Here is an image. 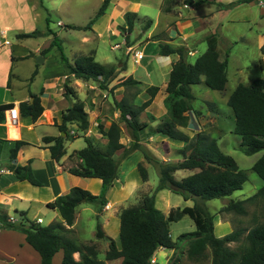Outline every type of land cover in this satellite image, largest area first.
<instances>
[{
    "label": "trees",
    "instance_id": "obj_1",
    "mask_svg": "<svg viewBox=\"0 0 264 264\" xmlns=\"http://www.w3.org/2000/svg\"><path fill=\"white\" fill-rule=\"evenodd\" d=\"M192 0H188L190 4ZM251 0H239L228 7L236 6L238 3H249ZM109 0H104L94 18L84 28L67 25L69 29L89 30L90 25L101 16ZM203 3L196 1L195 5ZM176 0H164L163 13H170ZM125 28L123 32L132 33L134 23L137 19L135 13H126ZM48 22V19H47ZM152 20H147L142 27L143 31L149 29ZM53 36L50 46L57 45V35ZM31 35H18L17 38H30ZM160 36L152 39H159ZM206 51L193 63L187 61V52L183 47L173 48L169 44H159V54L167 56L177 54L179 60L172 65L169 79L165 87V98L163 106L167 113V120L158 123L154 128L150 127L149 135H164L173 141L182 143L177 149L181 160L175 163L163 162L152 158L147 150L142 149L139 131L148 128L146 123L137 120L140 112L146 110L153 102L159 92L158 87H148L145 90L147 100L139 107L126 103L125 100L115 102L119 112L120 123L125 125L131 135L132 143L125 147L120 142V123L111 122L108 126H99V133L107 140L103 151L93 146L86 139V146L80 150L73 151L69 159L74 162L73 167L67 168V172L81 177L93 178L101 181V190L98 195H93L80 188H72L68 194L57 197L47 204V208L57 209L62 222H54L50 225L41 226L37 222L27 220L19 232L25 235L26 243L35 250L41 259V264H52L53 256L62 252V264H104L98 259L95 245H78L72 241L67 234V227H72L76 218V209L82 200L96 207V219L99 220L102 209L107 205L106 194L117 179L119 164L132 152L140 151L145 160L154 163L158 167V183L151 195H144L138 205L124 208L120 211L118 218L119 245L114 240L105 237L100 223L96 225V238H106L108 250L104 256L105 261L120 260V264H152L151 260L158 249L178 251L183 249L190 260L207 258L210 253L209 264H264V223L258 224L249 230L245 236L247 245L241 251H234L228 246L230 243L239 241L242 232L233 231L223 237L214 235V215L205 207L204 202L230 197L234 192L240 191L247 181V175L241 170L234 159L225 154L219 148L217 140L203 134L194 137L185 135L179 128H186L188 124L187 113L194 111L192 102L195 97L191 87L202 82L210 90L222 92L225 90L227 79L228 53L224 55L217 46L216 35L210 34L205 37ZM57 47V46H56ZM62 55V49L57 47ZM49 49L42 52L45 53ZM264 52V46L261 47ZM62 63L69 69V77L63 84V97L76 100L68 107L61 117L60 124L56 125L59 133L65 136L43 137L42 142L46 145L50 159L60 163L65 156L64 143L73 139L69 136L68 126L75 125L78 132H85L89 127L88 114L84 104L77 100V94L70 87L71 78L82 82L93 81L100 89H106L104 83L114 79L115 69L113 66L103 65L94 60L93 55L76 58L72 64L62 55ZM264 68V65H261ZM36 75H31V80ZM128 84H138L132 79L126 81ZM103 85V87H102ZM115 88V87H114ZM113 88V89H114ZM234 117L232 134L240 137V147L246 156L261 153V156L252 165L251 170L264 182V79H255L247 85L238 84L227 100ZM13 104L0 106V124L4 122V111L13 108ZM21 117H30L36 121L43 108L40 100L33 95L31 103L19 104ZM148 118H153L147 114ZM9 143L1 141L0 144ZM6 168L12 172L13 180L16 182L26 181L33 186H41V183L33 176L30 164L16 165L18 151L25 145L24 141H11ZM118 152H121L117 156ZM118 158H117V157ZM137 171L143 182L148 181V171L142 163L137 164ZM178 171H189L190 175L175 179ZM169 190L173 194L181 196L185 201L192 200V207L183 209H172L164 215L155 207L154 196L157 192ZM264 201V186H262L252 197L245 201H229L222 211H233L238 214H246L243 204L256 199ZM264 212V210H262ZM22 217L26 213L19 212ZM184 216H188L195 224V231L180 235L175 241L170 236L169 225L177 222ZM0 225L4 229L16 228L15 222L0 213ZM79 254V260L73 258Z\"/></svg>",
    "mask_w": 264,
    "mask_h": 264
},
{
    "label": "rangeland",
    "instance_id": "obj_2",
    "mask_svg": "<svg viewBox=\"0 0 264 264\" xmlns=\"http://www.w3.org/2000/svg\"><path fill=\"white\" fill-rule=\"evenodd\" d=\"M176 1L178 7H176V9H178L176 15L177 17H184L186 6H184L183 4L185 1ZM102 2L103 0H30V5L27 3L28 14L26 15V18L24 17V32H30L31 30L33 31V29H38V31L29 34L31 35V38H33V40L24 39L23 41H20L21 39H18L13 34H9L7 36V40L11 43V46L2 47V52L0 51V81L4 78L5 74H9L10 69L13 74L19 76L21 79H26L30 76V65L31 63H33V61H21L16 64V67L14 65L13 68H10L12 63L10 61V55L8 52L11 51V48H13L16 55H23L28 50H32V48H34L37 43L44 46L51 43L52 37L48 36L47 30H44V28H48L49 30L53 31L58 38L57 45L50 47V49L52 48L50 51L48 50L46 53H43V57H47L48 62L39 65V69L41 72H44L45 74L58 72V69L62 65L60 64L62 62V55L69 64H72V61L74 59L79 58L83 54H85L87 52V48L90 45L87 42H96L97 36L91 35L90 31L81 33L77 30H68L67 28L61 27L64 24H62L61 26H57L56 23L60 20L62 22L73 24L79 27L85 26L89 19L93 17V14L98 11L97 9L100 8ZM159 2L160 0H124L123 3L125 6L139 4V13L142 16H147L153 20L156 17V14L159 12ZM222 2L224 3V6H222L223 11L212 13V15L207 20V25L206 22H203V25L198 29V32L205 33L206 31L211 30L212 34L216 35V38H218L217 42L220 50L224 52V55L228 53V82L226 84L224 93L210 90L205 86L203 82L199 85L191 87V92L195 97L194 101L192 102V107L195 110L194 115L197 120L202 122L204 130H200L198 132L192 131V134L186 131V134H184L189 135L190 137H194L196 134H203L209 138L217 139V144L221 151L231 156L236 162L237 166L241 170H244L247 175V181L244 183L240 191L234 192L230 197L227 198L215 199L202 203L205 205L206 209L214 215V235L216 237H223L233 231L240 230L242 232V235L238 242L230 243L228 245L230 249L234 251H241L247 245L245 239L247 232L258 224L264 223V212H262V210H264V201L259 198L243 204L246 210V214L244 215L238 214L233 211L225 212L222 211V209L228 204L229 201H245L248 198L252 197L262 186H264V182H262V180L258 178L257 175L251 170L252 165L261 156V153H257L252 156H246L242 152L240 147V137L231 133V129L234 125V117L230 108L227 106L226 94L231 93L238 84L246 85L255 79H264V68H262L261 66L264 65V52H262L260 49L261 44L259 45V43L264 40V7H262L264 5H260L259 3H264V0H251L249 3H238L236 6L232 7L228 6L237 2V0H222ZM209 8L211 9V7L208 6L202 7L200 9L194 10V13L203 15V13L208 11ZM45 18L48 19V22L45 21ZM146 21L147 18L142 19L141 25H145ZM219 24H221L222 26L215 30ZM161 27H163V20L159 21L158 26L155 30H159L161 29ZM141 29L142 26L140 28L139 23H136L135 31H133V33L131 34V38L134 39V42H136V40L138 39L136 37H138ZM118 32L123 35L121 30ZM83 35L84 39L86 38L90 40H84L85 42H83ZM108 44H113V38H107L105 44L100 43L99 48L101 56L105 57L107 63H109L110 61L114 62L116 56L117 59L121 60L122 64L119 67L116 64L112 65L115 69V75L113 80L104 83L106 89H100L97 83H95L97 85V88L102 91L101 93H99L100 100H98L96 109H92L93 111L95 110L94 113L90 114L91 120L97 118L92 125V128H94L96 132L92 133L89 129L84 132V134L92 137L94 147L101 151L105 149L107 140L99 133L98 127L108 126V124H111V122L120 123L119 112L115 106V102L125 100L127 104L134 107H139L145 100H147L145 90L148 87H146L140 81H137V79L133 78L132 76L126 77L127 74H131V66L136 67L134 71H136L138 75L144 76L147 75V72L150 75L152 74V79L154 78V76H156L157 71H159L158 64L155 62V56H152L151 54V47L147 46L143 48V45L135 46L133 52L130 48H128V56H124V58H122L121 54L123 55L124 51L121 49L120 51L112 52L110 49H108ZM56 46H60V48L62 49V55L60 54V51ZM136 49L142 51L144 57L143 60L134 65L135 63L132 61V57ZM32 54L33 53L29 54V56L31 57ZM106 56L108 57V59H106ZM100 60L102 59H99V61ZM193 62H191L190 60V63ZM127 64L129 67L127 66ZM152 68L153 70L151 71ZM156 68H158V70ZM120 75L124 77L120 79ZM70 78L71 82L69 85L72 90H74L72 85L73 78L71 76ZM128 79H132L138 84H128L126 82ZM38 81L39 83H41V78H38ZM18 91L22 90L18 89ZM75 94H77L76 91ZM69 100H72V98H70ZM78 101L80 102V100ZM157 102L158 104H155V106L151 110L153 114H159L161 101L158 100ZM92 104L94 105V103ZM216 107L220 109V114L216 119H214L213 121H207V119H203L201 117V113L204 110L205 112H207V114L208 112L210 113L208 119L213 118L214 116L212 114H215L217 112ZM147 110L148 108L139 113L137 117V120L139 122L147 124V122L151 121V119L147 118L146 116ZM115 113H117L118 116H116ZM97 121L99 122L97 123ZM95 124L96 127H94ZM120 127L122 131L120 142L125 147H129L132 143L130 132L128 131L126 126L121 123ZM68 129V133L70 134L71 138L80 135L76 131H74V133L72 134L71 130L74 129ZM149 130L150 128H145L138 132L142 149L147 150L152 158L158 159L159 161L175 163L181 160L180 156L177 154L178 148L173 146V144L168 143V146V144L166 143L150 140L151 135H149ZM97 135L101 136L102 139ZM86 139L87 138L84 137V141H75V143L73 144V148H84V146H86V144L84 143ZM103 139L105 141H103ZM66 146L70 151V143H66ZM150 146L159 148L161 150L160 156H155V154L148 149V147ZM165 148L168 149V154L165 153ZM120 153L121 152H118L117 156L120 155ZM124 160L120 162L119 166L123 165ZM130 161L131 164H133L135 162V157ZM139 163H142L145 168L147 167L146 164H148V181L144 183L143 186L134 187L130 191L129 196L124 201L113 204L110 209L107 207V200V205L102 209L98 221L96 219L97 209L95 207V211L93 210V214H95V220L93 224L97 225L99 222L101 226L100 218L102 216L106 215L109 218L113 219L114 217L119 215L122 209L138 205L144 195H151L154 193V189L157 186L159 178L158 167L154 163L147 162L145 158L144 161H141ZM64 164L66 169L75 166L74 162L71 161L69 157ZM131 164L127 163L126 167H131ZM190 174L191 172L189 171H178L174 176L176 180H180L181 178L186 177ZM154 202L155 207L164 215H167L172 209H183L187 206L192 207L194 205V201H185L181 196L173 194L169 190L157 192L154 196ZM77 208L78 209H76V211L79 210L81 213V230L77 235H72V230H70L67 236L78 245H95L97 249L98 259L106 262L104 260V256L108 248L104 249L105 244L103 242H106L107 239L96 238V225L91 228V223L87 218L90 217L91 214L87 211H81L83 209H92V205L87 203H80ZM45 212H48L47 208L41 209L40 212H38L37 208H35L32 204V207L29 210V215L27 217H22L19 212L11 211L9 213V215L11 216L10 221H16V228L8 229L17 234L16 243L13 245V243L15 242V238L11 237V240H8L7 243L3 242L6 246H1L0 251L2 253L4 252V250H8V252L11 251V254L9 255V257L11 258L10 262H12L11 264H25L24 261H27V254L19 248V241L21 237L18 238V236L24 235L23 233L19 232V229L22 225H26V221L30 218H33V216H41V214ZM43 218L45 219V216ZM45 222L39 224L41 226H46ZM101 229L104 232L105 237L112 239L106 236L105 230L102 226ZM169 229L172 240L175 241L182 234L194 232L195 224L188 216H184L179 221L170 223ZM165 250H167V252L169 253L167 262H165L164 258L162 257L163 253L160 252V254L157 256V264L210 263L209 251L206 253L207 258L205 257L196 261L188 259L186 251L184 249L183 251H174L168 249ZM164 253L167 254L166 252ZM0 264H2L1 260ZM107 264H114V260L107 261Z\"/></svg>",
    "mask_w": 264,
    "mask_h": 264
},
{
    "label": "crops",
    "instance_id": "obj_3",
    "mask_svg": "<svg viewBox=\"0 0 264 264\" xmlns=\"http://www.w3.org/2000/svg\"><path fill=\"white\" fill-rule=\"evenodd\" d=\"M30 0H0V45L2 52V47H10L11 43L7 40V36L9 34H13L15 37L18 35H29L32 32L38 31V29H33L30 32H24L23 23L25 21L24 17L28 14V4ZM104 1V0H103ZM185 9V16L177 17L176 13L178 12L177 1L176 4L173 6L172 11L170 13H163L164 7V0H160L159 4V12L156 14V17L152 20L147 16H142L139 13V4L138 5H130L125 6L124 0H109L108 6L105 12L99 16L91 25L89 30H77L81 33H85L86 31H90V34L93 36H97V41H88L90 39H84V35L82 41L87 40L90 45L87 48V52L82 56L93 55L94 60L103 65H117L118 67L121 66V60L117 59L115 56L114 62L107 63L104 56H101L99 45L105 44L106 39L109 37L113 38V44H108V49L112 52L120 51L121 49L124 51V54H121V57L128 56L127 49L130 48L133 52L135 46L143 45V48L149 46L152 49V56H155V62L158 64L159 71H157L156 76L152 79V74L150 75L147 72V75L141 76L136 73L135 66H131L130 75H126V77H133L143 83L146 87H158L159 92L155 96L152 104L148 107L146 111L147 114L151 115V121L147 122L148 128H154L158 123L167 120V113L163 106V100L165 98V87L169 79V74L172 69V65L179 60V56L177 54H170L167 56H162L159 54V44L166 43L169 44L173 48H181L183 47L184 50L187 52V61L190 63L195 61L200 55H202L206 49L207 44L205 42V37L212 34L211 30L206 31L205 33L198 32V29L202 27L203 22H206L208 18L215 12H222L224 3L222 0H202L203 3L199 4L198 6L195 5L196 1L192 0L190 4L187 3L188 0H184ZM239 1V0H237ZM257 2V1H255ZM28 3V4H27ZM103 3V2H102ZM260 5H264V3H259ZM102 5V4H101ZM100 5V6H101ZM211 7L208 11L202 14L194 13V10L200 9L202 7ZM264 7V6H262ZM178 8V7H177ZM99 9V8H98ZM97 9V10H98ZM211 10V11H210ZM97 12V11H96ZM93 14V17L89 19L85 26H76L73 24H68L62 21H57L56 25L67 28V25H71L74 27L84 28L86 27L90 20H92L96 14ZM135 13L136 14V21L134 23L133 31H135V24L139 23V27H143L141 25L142 19L152 20V25L146 31L141 29L136 42L134 39L131 38V34L123 32L122 28H125V14L126 13ZM160 20H163V27L159 30H155L158 26ZM47 22V18H45ZM221 24H219L215 30H217ZM68 30H73L69 29ZM195 29V30H194ZM47 30L48 36L50 32L48 28H44ZM75 30V29H74ZM122 31L123 35H121L118 31ZM205 31V30H203ZM54 33V32H53ZM142 34V35H141ZM141 35V36H140ZM120 36V37H116ZM160 36L159 39H152L153 37ZM42 37V36H41ZM53 39V36H51ZM135 38V39H136ZM19 39V38H18ZM33 40V38H22L20 41L23 40ZM8 41L9 45H4L3 42ZM218 41V38H217ZM52 43V41H51ZM51 43L44 45H40L37 43L32 50H28L23 55H16L13 48L9 51L11 66H13L21 62V61H33L30 65V76L26 79H21L19 76L10 72L9 74H5L4 78L0 81V106L5 104H13L14 107L19 109V104L22 102L31 103L33 100V95L37 96L40 100V105L43 108V112L41 113L40 117L33 121L30 117H21L19 118L17 126H10L7 123L3 122L0 124V140L1 141H8L9 143L0 144V167L8 170L5 166L9 162L8 154L9 150L12 147L11 141H24L27 145L23 146L17 153L16 160L12 163L16 165H27L30 164L32 169L33 176L41 183V186H33L26 181L16 182L13 180L12 172L8 170V173L0 175V213L7 215L9 218L11 216L9 213L11 211L14 212H25L26 217L29 215V210L32 207V204L37 211L40 212L41 209L47 208V204L54 201L57 197L63 196L69 193L72 188H80L82 190H86L93 195H98L101 190V181L98 179L93 178H81L75 175H72L67 172L65 168V161L69 157V155L76 150L73 148V144L77 140H83V138H87L91 141L94 146V142L92 137H89L84 132H78L75 125H69L68 128H72L71 133L76 131L79 133V136L74 137L73 139H68L64 143V147L66 150L65 156L61 159L60 163H56L49 157V153L47 149H45L46 145L43 144L42 139L43 137H57L62 136L61 133L58 132L57 124L59 125L61 122L62 113L70 107L76 100L72 98V100L66 99L63 97V84L67 77H69V69L64 63L58 69V72L45 74L41 72L39 69L40 64H45L48 62L47 57H43L42 52L50 49ZM109 43V42H108ZM261 44V45H260ZM260 47L264 46V40L259 43ZM217 46L218 42H217ZM220 49V47H219ZM261 49V48H260ZM131 52V51H129ZM140 53L142 58L136 59L135 53ZM32 54L30 57L29 54ZM46 53V52H45ZM132 61L135 63L134 65L138 64L141 60H143L144 54L139 49L134 51ZM43 57L42 63H36L35 58ZM99 59H102L99 61ZM106 59L108 57L106 56ZM75 60V59H74ZM72 61V63L74 62ZM105 60V61H104ZM104 61V62H102ZM125 64V61H124ZM128 66V64H127ZM129 67V66H128ZM158 70V68H156ZM128 70V69H127ZM153 68L151 69V71ZM36 72V75L31 80V75ZM12 73V74H11ZM126 73V72H125ZM124 73V74H125ZM135 75V76H134ZM12 76V78H11ZM124 76L120 75V79ZM38 78H41V83H39ZM13 79V80H12ZM12 80V82H11ZM71 80V79H70ZM252 82V81H251ZM249 84V83H248ZM72 85L74 90L77 92V99L80 100L84 104V109L88 116L89 127L88 129L90 132H96L92 125L95 122L94 118L91 120L90 114L94 113L92 110L93 108L96 109L98 100H100V95L102 91L97 88V85L93 81L82 82L81 80L73 79ZM245 85V84H244ZM247 85V84H246ZM111 88V87H110ZM21 89L22 91H18ZM74 91V92H75ZM223 93L225 92L222 91ZM220 92V93H222ZM233 92V91H232ZM231 92V93H232ZM226 94L227 100L230 94ZM161 101V107L159 108V114H153L151 112L152 108L155 104H158L157 101ZM226 100V102H227ZM94 103V105L92 103ZM95 106V107H94ZM217 112L212 114L214 117L208 119L209 112H205L204 110L201 113V117L203 119H207V121H213L218 117L220 114V109L216 107ZM195 111V110H194ZM194 111L187 113L188 117V124L186 128H179L183 133L188 131L192 134V131H202L204 130V126L201 121L197 120L194 115ZM5 117V111L3 113ZM116 116L117 113H115ZM118 118V117H117ZM148 118V117H147ZM150 119V118H149ZM99 121H97L98 123ZM200 122V123H199ZM109 125V124H108ZM96 127V124L94 125ZM234 127V125H233ZM233 128L231 129L232 133ZM69 131V129H68ZM87 131V130H86ZM91 133V134H92ZM99 134V133H96ZM186 134V133H185ZM65 136V135H63ZM70 136V134H69ZM99 138L102 139L101 136L97 135ZM189 136V135H187ZM190 137V136H189ZM150 140H155L159 142H163L166 144H173L176 148H181L182 143L178 141H173L164 135H153L150 137ZM217 140V139H215ZM84 141V140H83ZM103 141H105L103 139ZM219 141V140H218ZM66 143H70L71 149L70 151L67 149ZM85 143V142H84ZM143 143V141H142ZM86 144V143H85ZM168 144V146H169ZM171 146V145H170ZM85 147V146H84ZM148 149L155 154V156H160L161 150L157 147H148ZM165 153L168 154V149L165 148ZM135 157V162L131 164V159ZM141 161H144L143 154L136 150L132 152L129 157L124 160L123 162V169L122 166H119V174L118 178L113 182L112 187L107 192V200H108V208L110 209L113 204L120 203L124 201L128 196L130 191L134 187L143 186V182L138 171H137V164ZM130 163L131 167H126V164ZM147 170H148V164ZM165 191V190H162ZM81 206V205H80ZM190 207V206H187ZM95 206L92 205V209H83L81 211H87L91 214L90 217H87L91 223V228L96 224L94 222V215L93 210L95 211ZM48 212L43 213L40 215H35L33 218H28L30 221L37 222L38 219L41 220V223L45 222L46 225H50L54 222H62V218L59 214L57 209L51 210L49 208ZM78 209V208H77ZM50 210V211H49ZM76 218L75 222L72 227H67V229L72 230L71 234L77 235L78 232L81 230V213L79 210L76 211ZM43 215V216H42ZM45 216V219L43 218ZM16 222V221H15ZM101 226L105 230L106 236L112 238L119 248V218L118 215L113 219L109 218L108 216L104 215L100 218ZM16 236L17 234L13 233L8 229H4L0 225V248L1 246H6L5 243L8 240H11V237L15 238L16 243ZM171 236V235H170ZM20 239L19 248L27 254V261H24L25 264H41V259L39 254L33 250L26 242L24 235H19L18 238ZM74 238V237H73ZM172 238V237H171ZM5 239V241H4ZM76 239V238H75ZM80 241V239H79ZM105 244L104 249H107L108 243L103 242ZM11 251L4 250L2 253L0 251V260L2 264H11V258L9 255ZM162 252V257L164 258L165 262H167V257L169 253L165 249H158L157 253L155 254L154 258L157 264V256ZM166 252L167 254H165ZM62 257L63 254L61 251L56 253L53 256L52 264H62ZM73 258L78 261L79 254H74ZM5 261V262H4ZM14 261V260H13ZM107 264V261L104 262ZM114 264H120V260H114Z\"/></svg>",
    "mask_w": 264,
    "mask_h": 264
},
{
    "label": "built area",
    "instance_id": "obj_4",
    "mask_svg": "<svg viewBox=\"0 0 264 264\" xmlns=\"http://www.w3.org/2000/svg\"><path fill=\"white\" fill-rule=\"evenodd\" d=\"M3 44L4 45H9V42L8 41H4ZM0 49H1V45H0ZM134 55H135L136 59L140 60L142 58V55L140 53H138V52L135 53ZM19 118H20V112H19V109L17 107H13V108L8 109V110L5 111L4 122L7 123L8 125H10L12 127L17 126ZM5 173H8V170L0 167V175L1 174H5ZM37 222L41 223V220L38 219ZM151 263L155 264V258L154 257L151 260Z\"/></svg>",
    "mask_w": 264,
    "mask_h": 264
},
{
    "label": "water",
    "instance_id": "obj_5",
    "mask_svg": "<svg viewBox=\"0 0 264 264\" xmlns=\"http://www.w3.org/2000/svg\"><path fill=\"white\" fill-rule=\"evenodd\" d=\"M42 60H43V59H42L41 57H37V58L35 59L36 63H38V64H39V63H42ZM61 135L63 136V135H65V134H64V133H61ZM81 203H85V201L82 200Z\"/></svg>",
    "mask_w": 264,
    "mask_h": 264
}]
</instances>
